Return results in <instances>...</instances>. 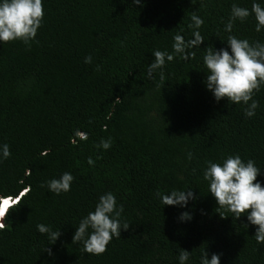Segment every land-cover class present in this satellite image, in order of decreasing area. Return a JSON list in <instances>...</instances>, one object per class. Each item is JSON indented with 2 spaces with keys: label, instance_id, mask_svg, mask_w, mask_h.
I'll return each instance as SVG.
<instances>
[{
  "label": "trees",
  "instance_id": "trees-1",
  "mask_svg": "<svg viewBox=\"0 0 264 264\" xmlns=\"http://www.w3.org/2000/svg\"><path fill=\"white\" fill-rule=\"evenodd\" d=\"M7 197L0 264H264V0H0Z\"/></svg>",
  "mask_w": 264,
  "mask_h": 264
},
{
  "label": "clouds",
  "instance_id": "clouds-1",
  "mask_svg": "<svg viewBox=\"0 0 264 264\" xmlns=\"http://www.w3.org/2000/svg\"><path fill=\"white\" fill-rule=\"evenodd\" d=\"M22 194V193H21ZM20 197V196H19ZM19 197H17V198H11V197H7V198H1V199H6V201H8V202H6V203H4L1 199H0V227L2 226V220L4 219V217H5V215H6V213H7V211H8V209L10 208V207H6V205L8 204V203H11V201L13 200V201H15L16 199L18 200L19 199Z\"/></svg>",
  "mask_w": 264,
  "mask_h": 264
},
{
  "label": "bare ground",
  "instance_id": "bare-ground-1",
  "mask_svg": "<svg viewBox=\"0 0 264 264\" xmlns=\"http://www.w3.org/2000/svg\"><path fill=\"white\" fill-rule=\"evenodd\" d=\"M5 202H8V201H5Z\"/></svg>",
  "mask_w": 264,
  "mask_h": 264
}]
</instances>
